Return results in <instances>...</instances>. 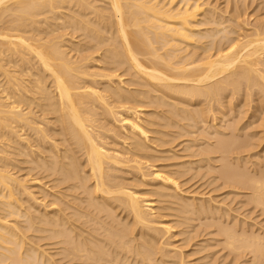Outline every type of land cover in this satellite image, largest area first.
<instances>
[{
	"label": "bare ground",
	"instance_id": "1",
	"mask_svg": "<svg viewBox=\"0 0 264 264\" xmlns=\"http://www.w3.org/2000/svg\"><path fill=\"white\" fill-rule=\"evenodd\" d=\"M232 4L227 16L208 0H0V264H190L194 253L183 248L192 238L179 246L173 229L219 210L203 194H184L183 170L177 176L152 160L189 128L206 133L224 121V104L231 111L241 94L264 101V13L251 24L246 3ZM146 107L154 112L143 118ZM220 126L212 135L227 127ZM174 129L183 132L171 136ZM236 136L203 152L240 156L264 140L256 131L237 137L246 142ZM21 155L39 179L14 171ZM222 163L220 179L251 189V202L264 209V173ZM171 214L183 224L161 220ZM235 225L217 228L225 247L264 264V237L237 234Z\"/></svg>",
	"mask_w": 264,
	"mask_h": 264
},
{
	"label": "rangeland",
	"instance_id": "2",
	"mask_svg": "<svg viewBox=\"0 0 264 264\" xmlns=\"http://www.w3.org/2000/svg\"><path fill=\"white\" fill-rule=\"evenodd\" d=\"M209 1V3H211L213 6H216V7H220L219 8V11H220V9H223V11L221 10V13H224V11H229L227 14H225V15H227V16H230V10H232L231 8H234V7H232L231 6V4H232V2L235 4H232V5H234V6H236V3H237V5H241V8L243 9V5H244V3H246V5H244L245 6V11H246V14H247V16H246V18L247 17H250L249 19H251V20H249L248 22L249 23H253V21L254 20H256V17L259 15L260 17H262L261 15H263V13H264V8H262V7H264V4H263V2H264V0H255V2H254V0H246V2H244L245 0H243V4H240V3H242V0L240 1V3H238V0H208ZM229 1V2H228ZM253 2V3H252ZM262 2V4H260ZM227 3H229V4H227ZM218 5V6H217ZM247 5H249V6H247ZM261 5V6H260ZM263 5V6H262ZM228 6H229V10L227 9L228 8ZM246 7H248V9L246 8ZM250 7V8H249ZM259 9V10H258ZM260 11V12H259ZM252 14V16H250V15ZM254 15H256V16H254ZM264 16V15H263ZM252 17V18H251ZM255 18V19H254ZM258 19H259V17H257ZM247 20H248V18H247ZM68 37V36H67ZM67 41H68V39H66ZM76 41V42H78V39H73V41ZM74 41V43H76ZM66 42V41H65ZM64 42V43H65ZM66 44H68V42H66ZM95 56H97V55H95ZM96 61H93L92 62V64L93 65H97V67L99 68V64L101 65L102 63H100V62H97V63H95ZM124 78V77H123ZM122 78V79H123ZM124 81H126V78H125V80ZM125 84H123V86L125 85V87L127 86V87H129L128 85L129 84H127L128 83V80H127V83L126 82H124ZM124 87V88H125ZM131 87V86H130ZM129 87V88H130ZM242 95V96H241ZM240 96H238V100H237V102L236 103H234L233 105H234V107L235 108H233V106H232V110L230 111V110H227V108L228 107H230L229 109H231V106L229 105V106H226V105H228V104H224V107L226 108L225 109V112H227V113H225L224 115H223V119L225 118V122L224 121H222L221 119L222 118H220V119H218V120H220V121H215V123L213 124V126H206V127H204L205 129H206V133H205V130L203 129V127L202 126H200L199 128L196 126V127H194V128H189V130H188V132L190 131V133H188L187 132V135H186V132L184 131H181V130H176V129H174V131L173 130H171V131H169V134H171V136H174L175 137V135H176V133H182L183 134V136H182V134H181V136L178 134V136L177 137H175V138H177V139H173V137H172V139L175 141V142H172V144H170L171 146H166V148L165 147H162V148H160V147H157V149H159V150H155L156 152V154H158V156H159V158H162L163 157V160L161 159V161H160V159L158 158V160L156 159H153L152 161H153V163L155 164L156 162V164L155 165H157V166H159L160 168L161 167H165V166H170V168H167V167H165L164 169H166V171H169V172H174V173H176V175L177 176H181V175H179V174H181V172H182V170H183V172H182V175L184 176H182L183 177V180H182V178L180 179V178H178L175 174V177L176 178H178L179 179V183L180 182H182V184H183V182H184V184H183V189H182V184H181V189L182 190H184V192L185 191H188V192H185L184 194L185 195H189V194H186V193H192L193 194V192L194 193H196V195L195 196H197L196 198L197 199H200L201 197H202V194H203V197L204 198H207V200L208 201H214L215 200V202H214V204L216 205V207L215 208H217L218 210H219V212L217 211V210H214V211H216V212H218V214L216 213V212H214V214H217V215H214L212 212H211V214H207V212L206 213H204V212H202V214H205L206 216H208V217H206L205 215H201L200 213L201 212H199V211H196L195 213H198V214H194V216L196 217H194V216H192V217H194L196 220H194V222L193 223H191L190 222V225H191V227L189 226V224H186V225H188V226H186L185 224H183L182 222H180V220H179V218L177 217V218H175L176 216V212H173L174 214H171V215H174V218H173V216H170V215H168L169 217H171V218H166L167 216H165V217H163V219H161V220H163L164 222H168V223H170L171 221H174V223H175V220L178 222V223H182L183 224V226H180V224H177V225H179V226H177V228H174L173 229V233L174 234H176V239H174L176 242L175 243H177V245H181V246H184V244L186 243V242H188L189 243V241L191 240V238H192V241H190L191 242V244L189 245V247L187 246V248L185 247V249L183 248V250H184V252H187V253H189V252H191V253H194L193 255L191 254L190 256L192 257H190V259H188V261L190 262V264H251L250 263V261H252V258H251V255L250 254H248L247 252V254H245L244 253V255H242L241 257H237L235 254H233L232 252H231V250H229V248L227 247H225V243H224V240H225V238L226 237H223L224 235H222L223 234V232L222 233H220L219 232V229L221 228L222 229V226L224 225L227 229H231V227L233 226L234 227V225H235V223H237V225H239L238 227H235V228H233L232 230H235V232H236V230H237V234H239V232H241V233H243V229H244V233H250L249 235H248V233H247V236H250V235H252V236H263L264 237V209L262 208V207H260V206H257V205H255L254 204V202L252 203L251 202V193H252V191L250 192V190L251 189H249V188H241V187H243V186H241V185H237V184H231V183H228V182H225L224 183V181L222 180V179H220V177H222V174L223 173H221L220 174V171L223 169V166L225 167V165H223V163H222V159H223V161H225V163L224 164H226L227 163V165H228V163H229V161H230V164H229V166H231L232 168H235V167H237L236 165L233 167L232 166V164H237V162H238V167L239 168H242L243 166H244V164H243V162H245L246 161V158L247 157H249V156H252L251 158H247V162H245L246 164H245V166L241 169V170H245V171H249V175L251 174V177L254 175L255 177L257 176V177H259V173H260V175L262 174V173H264V171H263V169H264V140H263V144L261 143V145L260 146H258V148L257 147H255V149L254 148H252V151H254L253 153H252V151L248 154V153H240V156H239V154H236V155H238L240 158H242V160L240 161V158L239 157H237L236 155H235V153H233V155L235 156V157H233V155L232 154H230V156H227V157H225V156H223V157H225L226 159L228 158V157H230V158H232L231 160H230V158L229 159H227V162H226V160H225V158H222V153H217L216 152V154H214V153H208V154H206L207 152H209L210 150L209 149H207V150H209V151H207L206 149H205V147L207 146L208 147V145H209V147H210V145H212L213 143H215V144H217L216 142L218 141H215L216 139H218L219 137L221 138V139H224L223 137H225V139H233V138H231V137H233V135H237L236 136V139L235 140H239V141H237V142H246L249 138H247L248 137V135L249 136H251V134L252 133H255V131H256V135L257 136H263L264 135V133L263 132H260L259 133V131H263L262 129H261V127H260V124L259 123H261L262 121H260V120H263L264 118V101H260V97L259 96H252V98L250 99L251 101H249V100H247V101H245L246 100V98H245V95L244 94H241ZM244 95V96H243ZM257 97H259V98H257ZM240 98V99H239ZM245 99V100H244ZM259 99V100H258ZM260 101V102H263V104L262 103H260L259 102V104H258V106H257V103H258V101ZM242 102V104L241 103H239V102ZM245 101V102H244ZM248 103V105H246ZM236 104V105H235ZM243 104L245 105V106H243ZM194 105H197V103L196 104H194ZM240 105V106H239ZM263 106L262 108L260 107V106ZM197 107V106H196ZM242 107V108H241ZM243 107H244V109H243ZM257 107V108H256ZM260 107V108H259ZM150 108H152V107H146V109L145 108H143L142 109V111H143V115L141 116V117H143V116H145V117H147V115H145V114H152L153 112H154V108H152V109H150ZM219 108V107H218ZM217 108V109H218ZM259 108V109H258ZM148 109V110H147ZM238 109H241L240 111L241 112H243L244 114H245V116H244V114H240V112H239V110ZM247 109V113H249V114H247V113H245L246 110ZM256 109V110H255ZM258 109V110H257ZM145 110V111H144ZM234 110V112H232ZM235 110H236V112H235ZM244 110V111H243ZM249 110V111H248ZM147 111V112H146ZM229 111V112H228ZM254 111H255V113L257 112V114H256V116H254L255 114H254ZM238 112H239V114H238ZM233 113V114H232ZM253 113V114H252ZM149 114V115H150ZM228 114V115H227ZM226 115V116H225ZM241 115V116H240ZM249 115H250V117H249ZM261 115H263V116H261ZM261 116V117H260ZM242 117V118H241ZM144 118V117H143ZM238 118L240 119V120H238ZM245 118V119H244ZM257 118V119H256ZM262 118V119H261ZM231 119V120H230ZM233 119V120H232ZM244 119V120H243ZM243 120V121H242ZM234 121V123H233V125H232V128H231V126H229L228 124H231L232 122ZM241 121V122H240ZM249 121V122H248ZM253 123H252V122ZM188 121H184V123H187ZM238 122V123H237ZM248 122V123H247ZM244 123V124H243ZM222 124V125H221ZM238 126V127H236V125ZM248 124V125H247ZM221 125V126H220ZM227 125V127H225V128H222V127H224V126H226ZM246 125V126H245ZM251 127H250V126ZM217 127V128H219L218 126H220V128H222L221 130H220V132L219 133H215V134H213L212 135V133H214V130H212V129H215V127ZM235 126V127H234ZM243 126H245V128L247 129V131L249 132V133H247V131H246V135H245V131H244V128H243V130H242V127ZM247 126L248 127H250V129L251 130H253V131H249L248 130V128H247ZM256 126V127H255ZM155 126H152V127H149V129H148V131L150 130L151 132L154 130V129H157V127H155ZM228 127H230L231 129H229ZM252 127H255V128H252ZM151 128V129H150ZM196 128V129H195ZM210 128V129H209ZM226 128H228V129H226ZM235 128V129H234ZM236 128H238L237 129V131H236ZM201 129V130H200ZM241 129V130H240ZM183 130V129H182ZM193 130H194V132H193ZM203 130H204V133H203ZM223 130V132H221ZM238 130H239V132L241 131V135H240V133L238 134ZM177 131V132H176ZM180 131V132H179ZM212 131V132H211ZM232 131H234V133L232 132ZM26 132H28V133H26ZM25 132V134H30L31 132L30 131H26ZM151 132H148V136L150 137V138H153V139H155L156 140V138L158 137V135H157V133L155 134L154 132L155 131H153L152 133L154 134H150ZM172 132V133H171ZM174 132H175V135H174ZM226 132H228V133H230V134H228V133H226ZM236 132V133H235ZM251 132V133H250ZM258 132V133H257ZM185 133V134H184ZM211 133V134H210ZM233 135H232V134ZM32 134V133H31ZM185 135V136H184ZM211 135V136H210ZM216 135H219L218 136V138H216ZM170 135H169V137H171ZM222 136V137H221ZM228 136H229V138H228ZM246 137L245 139H246V141H245V139H243V141H241V139L240 138H237V137ZM255 136V135H254ZM156 137V138H155ZM57 138V137H56ZM149 138V141H151V142H149V144L151 143V145L152 146H156L157 144H156V142H153L154 140L153 139H150ZM168 138V137H167ZM171 139V138H170ZM194 139V140H193ZM255 139V141L254 142H256V139L257 138H254ZM254 139H252V140H254ZM32 140V139H31ZM153 140V141H152ZM193 142V143H192ZM191 143V144H190ZM37 143H34V141L32 142V150L33 151H37V145H36ZM180 144V145H179ZM215 144H213L214 146H215ZM188 145H189V147L191 146L192 147V149L191 148H189V149H191L189 152L187 151V148H188ZM213 145L211 146V147H213ZM35 146V147H34ZM206 147V148H207ZM210 147V148H211ZM161 149V150H160ZM168 149H170L169 151H168ZM173 149V150H172ZM188 149V150H189ZM203 149H205L207 152L205 153V151L203 152ZM212 149V148H211ZM254 149V150H253ZM169 152H167V151ZM175 150V151H174ZM162 152L163 154V156L161 155V153L160 152ZM166 151V152H165ZM173 151V152H172ZM160 153V155H159V153ZM165 152V153H164ZM176 152V153H175ZM202 152V153H201ZM210 152H214V151H210ZM258 152V153H257ZM260 152V153H259ZM173 154H175V156H173L172 157V155ZM171 155V160L169 161V159H170V156L169 155ZM196 154V155H195ZM205 154V155H204ZM256 154H257V156H256ZM167 155V156H166ZM191 155H192V157H191ZM195 155V156H194ZM224 155V154H223ZM260 155V156H259ZM160 156H162V157H160ZM177 156H178V158H177ZM187 156V157H186ZM206 156V157H205ZM243 156H247L246 158H244ZM181 159H180V158ZM26 158L27 157H25L24 155H21L20 156V158H19V164H18V167H15L16 168V170L14 169V171L15 172H18V174L19 175H21V177H27V176H29V177H27V178H30V179H32V178H34V179H37V176L39 175V174H37V169H33L34 167L32 166V165H30V163H28V162H26ZM177 159V161H176V159ZM183 158V159H182ZM187 158V159H186ZM236 158H238V161L236 162ZM245 160V161H244ZM151 161V162H152ZM160 161V162H159ZM221 161V162H220ZM261 161V162H260ZM159 162V163H158ZM185 162L187 163V164H185ZM231 162H233L232 164H231ZM236 162V163H235ZM241 162V163H240ZM27 163V164H26ZM184 163V164H183ZM31 164H33V163H31ZM159 164V165H158ZM175 166H174V165ZM240 164H241V166H240ZM29 165V166H28ZM33 165H35V164H33ZM223 165V166H222ZM172 166H174V167H172ZM33 167V168H32ZM188 167V168H187ZM230 167V168H231ZM237 167V168H238ZM248 168V169H246V168ZM17 168H18V170H17ZM28 168H32L33 169V171L32 170H30V169H28ZM181 168V169H180ZM188 169V170H186V169ZM222 168V169H221ZM250 168V169H249ZM172 169V170H171ZM176 169H177V171H176ZM220 169V170H219ZM225 169V168H224ZM236 169V168H235ZM171 170V171H170ZM175 170V171H174ZM178 170L180 171V172H178ZM257 170V171H256ZM259 170H261L262 172H260ZM32 171V172H31ZM184 171H186V172H184ZM219 171V172H218ZM254 173H253V172ZM257 172V174H256V172ZM179 174H178V173ZM222 172V171H221ZM259 172V173H258ZM184 173V174H183ZM30 174V175H29ZM186 174V175H185ZM188 174V175H187ZM256 174V175H255ZM130 175V174H129ZM127 175V178H128V180L130 181V179L132 178L131 176L132 175ZM221 175V176H220ZM262 175H264V174H262ZM40 177H41V174H40ZM261 177V176H260ZM223 178V177H222ZM38 179H39V176H38ZM44 180V179H43ZM42 180V182H43V185L42 186H44V189L45 190H47V191H49V189H50V187H51V185H52V182L50 183V180L49 179H45L44 181ZM189 180V181H188ZM186 181H187V183H186ZM46 182H49L50 184H46ZM45 183V184H44ZM226 183H228V184H226ZM186 184V185H185ZM47 185V186H46ZM185 185V186H184ZM231 185H234L233 187L231 186ZM236 185H237V188H236ZM49 186V187H48ZM241 189H240V188ZM49 188V189H48ZM146 189H148L149 191H150V189H151V187H149V186H147V188L145 187V186H142V187H140L139 188V190L140 191H145V192H148ZM238 189H240V190H238ZM50 191H52L51 189H50ZM196 191V192H195ZM200 193V195H198ZM148 194L150 195L151 193L150 192H148ZM192 194H190L189 196H191ZM147 195V194H146ZM148 196V195H147ZM152 195H150L149 197L151 198V199H155L156 197H154V195H153V197H151ZM209 196V197H208ZM148 197V198H149ZM202 197V198H203ZM210 197H212V198H210ZM187 198V197H186ZM42 199H43V197H42ZM47 199H49L48 197L44 200V201H46V202H44L43 201V203H45V204H47L48 202H49V200H47ZM188 199L189 200H192L191 198H189L188 197ZM206 200V199H205ZM206 200V202H208ZM250 201V202H249ZM200 202V201H199ZM220 202V203H219ZM247 202V203H246ZM50 203V202H49ZM161 205V204H160ZM177 207V206H176ZM201 210V209H200ZM171 211H173V210H171ZM162 213L164 212V211H161ZM168 212V211H167ZM224 212H226V214L224 213ZM228 212V213H227ZM210 213V212H209ZM163 214H166V211L163 213ZM200 214V218L198 219L197 217V215H199ZM121 215V214H120ZM193 215V214H192ZM211 215V218L209 217ZM125 216H127L125 213H123L122 215H121V217H123V218H126ZM202 216H204V218L202 217ZM198 219V220H197ZM171 220V221H170ZM236 221V222H235ZM215 222L217 223V225H218V223H219V226H220V228H219V226H216V224H215ZM173 223V224H174ZM195 223V224H194ZM222 223V224H221ZM172 223H171V225H173ZM176 224V223H175ZM174 224V226L173 227H176V225ZM211 224H215V225H211ZM185 225V226H184ZM192 225H195V226H192ZM196 225H198L197 227H196ZM222 225V226H221ZM232 225V226H231ZM237 225H235V226H237ZM229 226V227H228ZM194 227V228H193ZM217 228H219L218 230H217ZM241 228V229H240ZM194 229V230H193ZM221 229H220V231H221ZM240 230H242V231H240ZM180 231V233L182 232V233H184L183 235H181L180 233H179V235L180 236H178L179 238H177V234H178V232ZM184 231V232H183ZM187 231V232H186ZM217 231V232H216ZM220 233V235H219V233ZM222 235V236H221ZM189 237V238H188ZM185 239H187V240H185ZM190 239V240H189ZM186 241V242H185ZM226 241V240H225ZM42 242V241H41ZM46 242V243H45ZM44 243L42 242V243H40V245H46L47 244V241H45ZM184 243V244H183ZM188 243H186V245H188ZM42 245V246H43ZM185 245V246H186ZM48 247V246H47ZM52 249H50V251L49 252H52V253H55V252H57V250H53V251H51ZM53 255V254H52ZM54 256V259H55V255H53ZM57 256V255H56ZM59 257H60V260L63 258V256L61 257V256H57L56 257V260H59ZM64 259V261L65 262H62L61 264H64V263H66V264H74V263H76V262H70V261H68V259L66 258H63ZM60 260L58 261V263L60 262ZM63 261V260H62ZM60 264V263H59Z\"/></svg>",
	"mask_w": 264,
	"mask_h": 264
}]
</instances>
